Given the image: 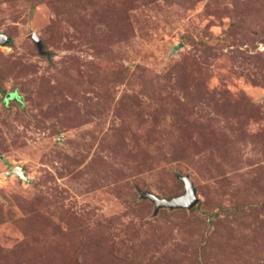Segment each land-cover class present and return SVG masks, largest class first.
Listing matches in <instances>:
<instances>
[{
	"label": "rangeland",
	"instance_id": "rangeland-1",
	"mask_svg": "<svg viewBox=\"0 0 264 264\" xmlns=\"http://www.w3.org/2000/svg\"><path fill=\"white\" fill-rule=\"evenodd\" d=\"M0 32V264H264V0H0Z\"/></svg>",
	"mask_w": 264,
	"mask_h": 264
},
{
	"label": "water",
	"instance_id": "water-1",
	"mask_svg": "<svg viewBox=\"0 0 264 264\" xmlns=\"http://www.w3.org/2000/svg\"><path fill=\"white\" fill-rule=\"evenodd\" d=\"M9 40L10 36L8 34L0 32V44H7ZM38 40L39 39L36 36L35 41ZM178 46L179 43L173 45L172 52L176 50ZM9 94L10 93H8L7 96ZM4 174L6 176L16 175L19 180L26 181L28 183L30 181L29 177L26 174L24 165L21 163L9 167L5 170ZM178 178L182 181L184 189V191L178 195L163 197L158 196L156 193L150 190L141 191V197H146L154 203V213H156L160 207H168L170 209L179 207L190 208L198 201V196L196 195V187L194 186V183L190 179V177L188 175H178Z\"/></svg>",
	"mask_w": 264,
	"mask_h": 264
},
{
	"label": "flooded vegetation",
	"instance_id": "flooded-vegetation-1",
	"mask_svg": "<svg viewBox=\"0 0 264 264\" xmlns=\"http://www.w3.org/2000/svg\"><path fill=\"white\" fill-rule=\"evenodd\" d=\"M11 96V94H9L7 97H10Z\"/></svg>",
	"mask_w": 264,
	"mask_h": 264
}]
</instances>
